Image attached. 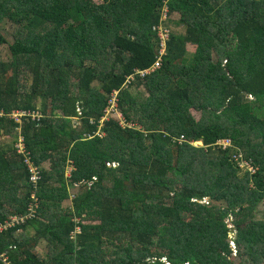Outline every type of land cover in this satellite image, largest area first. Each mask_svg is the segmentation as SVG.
I'll use <instances>...</instances> for the list:
<instances>
[{
    "label": "trees",
    "instance_id": "1",
    "mask_svg": "<svg viewBox=\"0 0 264 264\" xmlns=\"http://www.w3.org/2000/svg\"><path fill=\"white\" fill-rule=\"evenodd\" d=\"M163 12L184 33L159 54ZM5 46L0 110L28 115L0 117V223L24 218L0 232V255L264 264V0H0ZM113 91L119 117L101 121Z\"/></svg>",
    "mask_w": 264,
    "mask_h": 264
},
{
    "label": "rangeland",
    "instance_id": "2",
    "mask_svg": "<svg viewBox=\"0 0 264 264\" xmlns=\"http://www.w3.org/2000/svg\"><path fill=\"white\" fill-rule=\"evenodd\" d=\"M161 20L165 22V25L167 27L165 28V27L162 26L161 28H159L160 30H162V31L165 30L166 33H168L169 31L170 32H174L176 34H183L184 33L183 26L180 23L177 24V22L180 20V16L176 12L170 14V16H168V17H164V15H162ZM14 29L15 28L12 27V25H5V26L2 27V30H4L5 32H9V31L12 32ZM162 31H161V33H162ZM163 37L161 36L159 38V39L162 40L161 41L162 48L159 51L160 54H163L164 53V47H163L164 46V43H163V40L166 39V37H164V39H163ZM2 48L0 49V52H3V56H2V58H3L4 55L6 54L7 47L5 46V47H2ZM140 95L142 97H144L146 95V90H144V88H141ZM191 113H192V116L194 117V119L198 120L200 118L199 113L194 112V111H192ZM110 114L115 117L114 114H112V113H110ZM10 141H11V139L9 138V142ZM196 145L199 146L201 144L200 143H197ZM242 165H244L243 162H241L239 164V168H242L243 167ZM45 166L47 167V165H45ZM69 170L70 169H67L66 170V175H68ZM72 193L74 194L75 191H73ZM70 198H73V197L71 196ZM66 203H69V201L66 202ZM263 216H264V202H262L260 205H257V207H256V209H255V211L253 213V220H255V221H262L263 220ZM17 221L20 222V219L18 220L15 217H10L9 220H8V222H7V224H6V227L12 226V223H16ZM230 246L233 247V244L231 242H230ZM40 254H42V253H40Z\"/></svg>",
    "mask_w": 264,
    "mask_h": 264
},
{
    "label": "clouds",
    "instance_id": "3",
    "mask_svg": "<svg viewBox=\"0 0 264 264\" xmlns=\"http://www.w3.org/2000/svg\"><path fill=\"white\" fill-rule=\"evenodd\" d=\"M164 10H167L166 8L164 9ZM155 63V62H154ZM153 63V64H154ZM153 66V65H152ZM152 68V67H151ZM151 68H149V69H145V70H150ZM159 68H160V66H159ZM159 68H157V69H159ZM157 69H155V70H157ZM145 70H143V71H145ZM142 71V70H141ZM152 71H154V70H150L149 71V73L148 74H146V75H144V76H141L138 72H140V71H138V70H136L135 72H134V74H132L131 76H129V77H127L126 79H125V82H124V84H123V87L124 88H127L128 86H129V84H131V82L134 80V76L135 77H138V78H141V79H143V78H145V76H147V75H149ZM115 95H116V92L115 91H113L112 92V94H111V96H110V98H109V100H108V102H107V106H106V108H105V112H106V110L108 109V107H109V102L111 101V100H113L114 102H115V104L117 105V101H116V98H115ZM76 111H77V109H76ZM80 111V110H79ZM14 112H19V113H25V114H27L26 113V111L25 110H22V109H11L10 111H8V112H4L3 110H0V113H1V116L0 117H8L9 119H11L15 124H20V122H21V119H22V117H24V116H27V115H22V116H20V122H15L14 121V119H13V117H12V113H14ZM77 114H78V111H77ZM114 114V113H113ZM81 115V112H80V114H78V116H80ZM108 115H111L110 113L109 114H107L106 113V116H104V117H102V119H101V121H104L106 118H107V116ZM115 115V114H114ZM39 116V118H38V120H36V118H33L32 119V116H31V119L32 120H35L36 122H39V120H40V118H42V115L41 114H39L38 115ZM115 117H119V113L117 112V107H116V115H115ZM105 118V119H104ZM78 123L76 122V119H74V122H73V127H75L76 125H77ZM17 130H19L18 128H17ZM19 138H22V141H23V137L20 135V134H18V136H17V142H16V144H15V147L17 146V144H18V140H19ZM23 143V142H22ZM16 150H17V148H16ZM23 150H24V152L23 153H18V154H20V155H22V157H23V159L25 160V158H28L29 159V161H30V163L34 166V167H36L37 169H38V171H39V177H41V171H40V168L38 167V166H36L35 164H33V162H32V160L30 159V157H29V155H28V153L25 151V148H24V144H23ZM24 160H23V163H24ZM24 165L27 167V165L24 163ZM27 169H28V167H27ZM241 170L244 172L245 171V169H244V167H242L241 168ZM28 172H29V169H28ZM40 179V178H39ZM39 181V180H38ZM37 181V182H38ZM28 184L31 186V184L29 183V176H28ZM36 185H37V183H36ZM32 187V186H31ZM33 188V187H32ZM33 189H35V188H33ZM31 216V214H28L27 216H25V217H30ZM12 217H15V216H12ZM16 219H21V221L20 222H22L23 221V217H21V218H17V217H15ZM9 220V219H8ZM8 220H5V221H3V222H1L0 224H4V223H6V222H8ZM17 223H19V222H16V223H12V226H10V227H7V230L9 229V228H12L13 226H18L17 225ZM78 229V228H77ZM76 229V230H77ZM79 230V229H78ZM4 231H6V230H4ZM3 231V232H4ZM0 258H2V263L4 264V263H7V264H11L3 255H0Z\"/></svg>",
    "mask_w": 264,
    "mask_h": 264
},
{
    "label": "built area",
    "instance_id": "4",
    "mask_svg": "<svg viewBox=\"0 0 264 264\" xmlns=\"http://www.w3.org/2000/svg\"><path fill=\"white\" fill-rule=\"evenodd\" d=\"M167 12V10H164V12ZM164 12H163V15H164V17H165V14H164ZM161 31L162 30H160L159 29V37H166L167 38V33H166V31L165 30H163L162 31V33H161ZM164 37H163V39H164ZM159 54H160V52H159ZM159 66H160V59L159 58H157L156 59V61H155V63L153 64V66H152V68L150 69V70H155V69H157V68H159ZM150 70H145V71H140V72H138L141 76H144V75H146V74H148L149 73V71ZM116 107H117V105L115 104V102L113 101V100H111L110 102H109V107H108V109L106 110V113L107 114H109V113H114L115 115H116ZM77 111H78V114H80V111H79V109H77ZM22 115H27V114H25V113H19V112H14V113H12V117H13V119H14V121L15 122H20V116H22ZM0 116H1V113H0ZM33 118H35L34 116H32V119ZM38 118H39V116L37 115V117H36V120H38ZM105 119V118H104ZM23 141H22V138H19V140H18V144H17V146H16V148H17V152L18 153H23L24 152V150H23V143H22ZM228 142L227 141H223V144H227ZM24 163L27 165V167H28V169H29V183L31 184V186L33 187V188H35L36 187V183H37V181L39 180V171H38V169L36 168V167H34L31 163H30V161H29V159L28 158H25V160H24ZM244 163V165H242V166H245L246 167V169L248 170V171H250L251 173H253L254 172V170L251 168V166L249 165V164H247V163H245V162H243ZM30 214H31V212H30ZM20 221H21V219H20ZM18 222V221H17ZM6 224H7V222L6 223H4V224H0V232L1 231H4V230H6L7 229V227H6ZM77 231H78V229H77ZM4 264H7V263H4Z\"/></svg>",
    "mask_w": 264,
    "mask_h": 264
}]
</instances>
